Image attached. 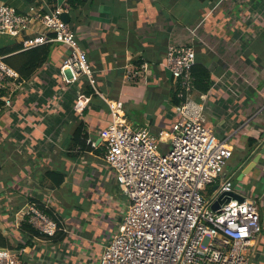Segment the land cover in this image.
Listing matches in <instances>:
<instances>
[{
	"label": "crops",
	"instance_id": "0c3cea01",
	"mask_svg": "<svg viewBox=\"0 0 264 264\" xmlns=\"http://www.w3.org/2000/svg\"><path fill=\"white\" fill-rule=\"evenodd\" d=\"M0 3L20 11L32 4L49 11L68 0ZM67 13L88 52L99 91L122 100L129 121L152 132L175 119L178 87L163 65L169 44L195 47L196 67L208 69L210 77L209 89L203 91L202 81L192 97L204 105L205 125L234 147L228 179H236L242 167L259 157L236 190L258 204L262 233L250 255L251 264H264V0H85ZM46 30L36 21L24 37ZM16 43L22 37L0 33V48ZM67 53L66 46L53 43L48 60L31 78L4 91L11 93L13 106L0 110V227L15 247L28 241L19 229L22 208L37 198L56 209L67 232L59 242L30 238L32 243L20 248L21 264H98L127 205L100 137L110 120L109 105L87 76L67 71L64 79ZM144 62L143 77L129 80L128 69ZM143 105V117L129 116ZM81 124L97 147L80 155L73 149L70 155L67 142ZM48 170L65 172L62 185L52 186Z\"/></svg>",
	"mask_w": 264,
	"mask_h": 264
},
{
	"label": "built area",
	"instance_id": "2783aa9c",
	"mask_svg": "<svg viewBox=\"0 0 264 264\" xmlns=\"http://www.w3.org/2000/svg\"><path fill=\"white\" fill-rule=\"evenodd\" d=\"M68 8L46 11L32 4L20 11L10 3H0V33L22 37L24 49L44 43L67 47L61 73L87 76L91 85L107 101L110 120L100 131L104 159L128 197L117 231L105 245L98 264H251L250 250L262 233L261 214L255 200L231 201L220 210L211 203L220 191L232 189V179H218L234 154L228 138H219L206 126L204 105L192 97L196 49L192 44H169L167 67L172 72L178 94L186 100L175 105L174 121L158 133L148 127H135L127 118L122 100L105 97L88 52L80 45L70 24L63 18ZM39 21L46 32L24 37ZM145 72L147 62L141 64ZM140 70H129V80H137ZM24 80L0 58V110L12 107V96L4 91ZM205 97V96H203ZM88 144L97 147L95 140ZM168 149H165V145ZM214 185L211 198L204 195ZM48 207V203H46ZM42 233L54 235L58 223L34 203L22 208V221ZM22 249H0V264H21Z\"/></svg>",
	"mask_w": 264,
	"mask_h": 264
},
{
	"label": "trees",
	"instance_id": "16d2710c",
	"mask_svg": "<svg viewBox=\"0 0 264 264\" xmlns=\"http://www.w3.org/2000/svg\"><path fill=\"white\" fill-rule=\"evenodd\" d=\"M85 0H68V3L65 4L64 7L70 8V7H77L78 3H83ZM51 43H44L41 45H38L33 48L24 49L23 43H16L13 46H6L3 48H0V58H2L7 64H9L11 67H13L15 70H17L20 74L21 79H29L31 78L37 69L42 67L44 63L48 60L50 54H51ZM197 63V61H196ZM196 63L193 66L192 73L195 77V87L196 85L200 86V83L203 81V84H201V87L203 91H207L209 89V77H210V71L208 69H198L196 67ZM140 70L141 76L138 79V81L143 77L142 74H144L143 69L140 65H132L129 70ZM207 81L206 84H204V81ZM93 94H95V89H92ZM174 104H180L182 101L186 100V95L180 97L179 94H175L173 97ZM89 138L88 133L85 131L84 125H80L77 130L73 134V144L68 150V154H73V149H77L78 155H80L81 151H89L92 148L91 144H88L87 139ZM256 143L254 139L250 140V145L253 146ZM45 175L47 178H49L52 182V186H60L65 181V172L60 170H48L45 172ZM27 203H34L36 206L41 209L45 214H47L50 218L54 219L59 226V229L57 232L49 236L47 234L42 233L38 228H36L32 223H30L28 220L29 218L26 217L25 220H23L20 231L22 234H24L26 237L29 238L28 241H25V243H19L16 247L13 245L12 241L10 240L9 236H7L3 229L0 227V249L6 248V249H20L22 247H25L26 245H30L32 237H40L52 240L54 242L63 241L65 237L67 236L66 232V226L63 221V219L57 214V211L54 207H48L45 202L41 201L37 198H30L29 202Z\"/></svg>",
	"mask_w": 264,
	"mask_h": 264
},
{
	"label": "water",
	"instance_id": "95a60500",
	"mask_svg": "<svg viewBox=\"0 0 264 264\" xmlns=\"http://www.w3.org/2000/svg\"><path fill=\"white\" fill-rule=\"evenodd\" d=\"M63 18L69 23V14L67 12L63 14ZM258 160L259 157L254 159V161L248 164L245 168L242 167L240 169L241 173L237 176L236 179L232 180L231 190H224L219 192L218 196L215 197L211 203V208L213 210L215 211L220 210L222 207L226 206L231 201L243 202L246 200V195L243 194L242 192L237 191L236 189L240 181L243 179V177L253 169V167L256 165ZM215 189H217V187H215Z\"/></svg>",
	"mask_w": 264,
	"mask_h": 264
},
{
	"label": "rangeland",
	"instance_id": "374dc122",
	"mask_svg": "<svg viewBox=\"0 0 264 264\" xmlns=\"http://www.w3.org/2000/svg\"><path fill=\"white\" fill-rule=\"evenodd\" d=\"M164 67L165 68H167V61H164ZM147 104H148V102H147ZM145 106L146 105H143V107L142 108H140L139 110H137V111H131L130 112V117H132L133 119L136 117H143V114H144V108H145ZM25 144H26V142H25ZM73 144V141L72 140H68V142H67V146H68V150L70 151V147H71V145ZM165 145V149H168V145H166V144H162V147ZM234 163V161H230L229 162V164L226 166V168L224 169V171L221 173V175H220V177H219V179H218V183L219 184H222L223 182H225L231 175L230 174H232V171H233V164L232 163ZM81 163H83V161L81 162ZM231 163V164H230ZM81 165H83V164H81ZM109 166V165H108ZM110 167V166H109ZM78 168H80V169H82V168H84V166H78ZM112 172H113V174L115 173V171L112 169L111 170ZM116 188H118V190L120 191V192H122L123 193V191H122V189H121V186H120V184L117 182V184H116ZM213 190H214V185H209V186H207V188H206V192H204V195L207 197V198H211V196H212V193H213ZM127 198V203H128V197H126ZM52 207V206H51ZM80 208H82V204H80V206H79ZM19 226H21V223H19ZM250 254H251V251H250ZM21 259H22V255H21V257H20ZM252 263V262H251Z\"/></svg>",
	"mask_w": 264,
	"mask_h": 264
},
{
	"label": "clouds",
	"instance_id": "9594fccd",
	"mask_svg": "<svg viewBox=\"0 0 264 264\" xmlns=\"http://www.w3.org/2000/svg\"><path fill=\"white\" fill-rule=\"evenodd\" d=\"M215 188V187H214Z\"/></svg>",
	"mask_w": 264,
	"mask_h": 264
}]
</instances>
